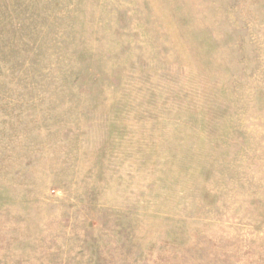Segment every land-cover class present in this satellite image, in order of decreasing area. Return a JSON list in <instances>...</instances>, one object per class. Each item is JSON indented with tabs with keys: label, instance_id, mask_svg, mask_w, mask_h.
<instances>
[{
	"label": "rangeland",
	"instance_id": "374dc122",
	"mask_svg": "<svg viewBox=\"0 0 264 264\" xmlns=\"http://www.w3.org/2000/svg\"><path fill=\"white\" fill-rule=\"evenodd\" d=\"M0 264H264V0H0Z\"/></svg>",
	"mask_w": 264,
	"mask_h": 264
}]
</instances>
